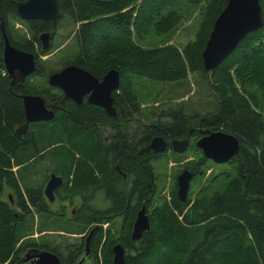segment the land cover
<instances>
[{
	"label": "trees",
	"instance_id": "obj_1",
	"mask_svg": "<svg viewBox=\"0 0 264 264\" xmlns=\"http://www.w3.org/2000/svg\"><path fill=\"white\" fill-rule=\"evenodd\" d=\"M22 1L0 0V16L11 45L33 53V43L40 45L39 33L54 31L58 20L31 21L30 39L15 40L8 18L17 16L16 3ZM56 3L60 19L68 16L78 24V53L65 66L76 65L98 79L111 69L119 73V87L113 93L116 116L62 98V111L52 121L29 124L24 134H17L15 130L25 123L21 95L39 93L28 92V78L15 86L4 75L0 29V264H16L28 248L52 252L61 264H72L84 252V238L95 225L99 229L89 243L93 264H113L112 247L117 244L127 250L124 264H264V115L260 102L264 101V0H259L262 26L244 36L208 73L203 71L201 55L227 0ZM184 6L201 9L194 40L182 49L170 44L151 49L137 45L136 39L146 36L151 28L160 35L177 28L184 20ZM42 70L39 65L33 77L41 76ZM189 74L199 75L214 93L213 112L188 115L176 107L163 112L164 119L139 120L133 77L174 83L188 79ZM40 95L45 101L59 98L57 93ZM98 126L111 129L106 141ZM218 131L234 136L239 143L236 155L227 162L234 175L220 170L184 202L177 199L176 187L168 197L157 198L153 163L165 152L154 154L146 149L151 140L162 137L168 149L172 140H192L196 147L198 139ZM46 148L55 155L57 167L51 171L65 180L66 194L82 198L75 215L62 223L50 210L41 187L29 185V177L18 175L37 159L42 160L43 155H38ZM141 150L145 151L140 154ZM208 162L216 166L201 153L198 162L186 169L195 179L204 174ZM96 194L104 195V208L89 202ZM143 206L150 229L132 242L133 223ZM34 214L40 220L38 233L60 229L84 234L82 242L67 243L63 248L51 242L29 243ZM103 224L108 228L104 230Z\"/></svg>",
	"mask_w": 264,
	"mask_h": 264
},
{
	"label": "water",
	"instance_id": "obj_2",
	"mask_svg": "<svg viewBox=\"0 0 264 264\" xmlns=\"http://www.w3.org/2000/svg\"><path fill=\"white\" fill-rule=\"evenodd\" d=\"M16 13L23 21H48L57 22L60 13L56 0H25L16 3ZM262 26L261 8L259 0H227L224 9L213 23L205 49L202 52L203 71H212L222 62L237 46L241 39L248 33L254 32ZM0 29L4 43L3 65L5 73L11 79V85L19 86L25 79L37 71L35 57L32 53L20 50L11 45L0 16ZM42 51L49 48L50 33H41L38 37ZM50 87L58 88L66 99L80 104L82 98L87 96V103L104 110L109 116L115 115L113 93L119 87V73L115 69L108 70L101 79L92 76L83 68L76 65H67L61 70L51 73L47 77ZM25 123L19 126L15 132L24 134L29 124L49 122L54 118L51 106H48L40 95H21ZM188 140H172L171 150L175 153H184L188 148ZM195 146L201 150L203 157L216 163L225 164L237 153L239 143L234 136L221 131L207 134L195 142ZM154 154H162L167 149V143L162 137H155L146 148ZM145 150H141L140 154ZM194 174L184 169L176 177V197L184 202L189 193V187ZM63 179L51 174L43 190V194L50 202L54 200V191L60 187ZM11 200V197H10ZM99 229L95 225L90 230L84 241L85 252L89 253V243L93 234ZM150 229L146 209L143 206L136 214L131 231L132 242L140 240L143 232ZM113 264H124L125 250L117 244L112 247ZM17 264H61L59 258L52 252L45 250H33L20 259ZM75 264H83L82 261Z\"/></svg>",
	"mask_w": 264,
	"mask_h": 264
},
{
	"label": "rangeland",
	"instance_id": "obj_3",
	"mask_svg": "<svg viewBox=\"0 0 264 264\" xmlns=\"http://www.w3.org/2000/svg\"><path fill=\"white\" fill-rule=\"evenodd\" d=\"M201 9L198 8H186L183 7V22L175 28L173 31L166 35H160L155 29L151 28L149 33L142 38L136 39L137 45L145 49L155 48L160 45H174L178 49H182L188 42L194 40L195 33L200 24ZM8 23L11 27L12 36L15 40H22L24 37L30 39L28 26L17 16L8 18ZM78 28V24L72 22V19L68 16L59 19L55 24V35L51 41V46L48 52L38 60L42 67L43 74L36 76L32 79L31 87L28 92H45L49 94L57 93L52 90L47 84V76L51 73L61 70L65 64L73 62L76 59L78 53V47L75 39V32ZM134 90L138 96L140 103L139 120L143 123L150 122L157 119H164L161 114L168 108H183L186 114L198 112L200 114H207L213 112L216 107V101L214 93L209 89L206 81H204L197 74H189L188 79L181 80L174 83H157L148 81L143 78L133 77ZM261 112L264 115V101L261 100ZM59 106V104H57ZM130 126L134 127L133 122ZM112 132L108 129H104L102 136L103 141H106L111 136ZM102 141V140H101ZM62 144V143H60ZM56 144L54 147H57ZM66 145V142L63 144ZM51 147V150L52 148ZM49 149H41L38 156L43 155V159H37V162L31 163L30 166L22 169L18 172L21 177H29V185L33 187H41L46 181V174L49 170L56 168V158L53 151ZM171 149L165 151V155L158 161L153 163L154 173L157 179V198L168 197L171 190L176 187V177L180 172L186 168H190L195 165L201 152L197 147H194V143L190 140L187 150L182 153L171 152ZM38 158V157H37ZM18 167H14L13 170L17 171ZM204 174L193 178L189 187V194L196 195L200 186L213 174L219 173L220 170H226L231 172V176L234 175V169L229 164L213 166L209 162L203 168ZM31 183V184H30ZM59 195L64 198H68L67 208L61 209V200L56 203H50V210L53 212L59 209V212H55L58 220L65 222L64 219L72 218L75 215V210H78L79 205L82 202V198L78 195L69 196L66 194L65 180L62 188L58 191ZM6 196V194H5ZM103 194L95 195L89 202L98 208H104L105 200ZM146 209V208H145ZM147 210V209H146ZM73 211V213H72ZM62 216V217H59ZM33 233L28 241L34 244H43L44 242L52 243V245H59L58 248H63L67 243L75 244L82 242L84 234L67 233L60 231V229L45 231L38 233V226L40 225L39 217L34 214ZM117 226V223H116ZM102 228L105 230L108 228V224H103ZM56 230V231H55ZM86 238V236H85ZM84 238V241H85ZM83 241V242H84ZM92 251V250H91ZM127 250H125V254ZM98 254V253H97ZM85 254V256H87ZM99 257V255H98Z\"/></svg>",
	"mask_w": 264,
	"mask_h": 264
},
{
	"label": "flooded vegetation",
	"instance_id": "obj_4",
	"mask_svg": "<svg viewBox=\"0 0 264 264\" xmlns=\"http://www.w3.org/2000/svg\"><path fill=\"white\" fill-rule=\"evenodd\" d=\"M23 21V20H22ZM35 21H40V20H35ZM24 23H25V25L26 26H28V24H29V22H31V21H23ZM42 22H48V21H42ZM9 24V23H8ZM44 32H49L50 33V39H49V48H50V46H51V41H52V39H53V37H54V35H55V31H52V30H45V31H42V32H40L39 33V35L41 34V33H44ZM39 35H38V37H39ZM39 40V39H38ZM39 43H40V41H39ZM34 44V51H33V55H34V57H35V62H36V67H37V70H38V66L40 65V63H38V60L41 58V57H43L42 55H44V54H46L47 52H48V50H49V48H48V50H46V51H42V49H41V44L40 45H38L37 43H33ZM35 54H36V56H35ZM65 67V66H64ZM37 72V71H36ZM35 72V73H36ZM34 73V74H35ZM4 75H6L7 76V74L6 73H4ZM50 75V74H49ZM48 75V76H49ZM47 76V77H48ZM8 77V76H7ZM36 76H34L33 77V75H31V76H29V77H27L28 78V80H29V82H32V79L33 78H35ZM9 78V77H8ZM26 78V79H27ZM10 79V78H9ZM26 79H25V81H26ZM10 81H11V79H10ZM24 81V82H25ZM24 82L23 83H21V85H23L24 84ZM20 86V85H19ZM27 86H29V87H31L32 85H31V83L30 84H28ZM51 89L53 88V87H50ZM52 90H55V91H57V94H58V97L59 98H57V100H59V101H57V100H51V101H46V103H47V105L48 106H51L52 107V109H53V112H54V117H55V114L56 113H58V112H60V111H62V107H63V103L61 102V100H62V98H63V100L65 101V100H69V99H66L65 97H64V95H63V92L60 90V89H58V88H55V89H52ZM36 92V91H35ZM37 93H39V94H28V95H40V93H42V92H37ZM52 95V94H51ZM41 96V95H40ZM61 99V100H60ZM71 101V100H70ZM73 102V101H72ZM74 103V102H73ZM57 104H59V106H57ZM74 104H76V103H74ZM82 104H88L87 103V96H84L83 98H82V100H81V102H80V104H77V105H82ZM88 105H90V104H88ZM92 106H94V105H92ZM96 107V106H95ZM99 108V107H98ZM99 109H101V108H99ZM103 112H104V110L103 109H101ZM115 112H116V110H115ZM104 114L106 115V116H108V117H111V118H113V117H115L116 116V113H115V115L114 116H109V115H107L105 112H104ZM52 121V120H51ZM50 122V121H49ZM40 123V122H39ZM95 127V126H94ZM96 129H98L99 130V132H101V133H103V131H104V129H108V131H110L111 132V129L109 128V127H101V126H98V128L96 127ZM53 173V171H51V170H49L48 172H47V177H46V181L44 182V184H42V186H41V194H42V196L44 197V199H45V201L46 202H48L49 204L50 203H56L57 201H59L60 199H62L61 200V203H60V206H61V209L63 208V207H65V208H67V202H70V201H68V198L66 199V198H64L63 196H61V195H59V193H58V191H59V189L60 188H62V186H63V184H64V181H63V183H62V185L60 186V187H58L55 191H54V200L52 201V202H50V201H48L47 199H46V197L44 196V194H43V190H44V188H45V186H46V184H47V182H48V180H49V177H50V175ZM53 174H55V173H53ZM55 175H57V174H55ZM57 176H59V175H57ZM60 177V176H59ZM125 178V177H124ZM59 212V209H56L54 212ZM72 213H73V211H72ZM39 250V251H41L40 249H38V248H28V249H26L23 253H22V255L20 256V259H22L23 257H24V255L26 254V253H29V252H31V253H33V250ZM85 252V251H84ZM84 252L81 254V256L75 261V262H73L72 264H75L76 262H79V261H82L83 262V264H93L94 263V258H93V253H92V251L89 249V253H88V255L87 256H85V254H84ZM20 259L17 261V263H19V261H20ZM16 263V264H17Z\"/></svg>",
	"mask_w": 264,
	"mask_h": 264
}]
</instances>
